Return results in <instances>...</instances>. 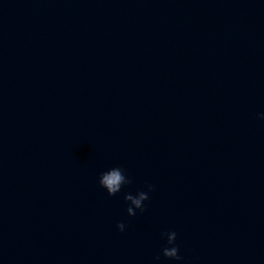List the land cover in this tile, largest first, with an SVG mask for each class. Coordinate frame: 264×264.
I'll list each match as a JSON object with an SVG mask.
<instances>
[{
  "label": "water",
  "instance_id": "water-1",
  "mask_svg": "<svg viewBox=\"0 0 264 264\" xmlns=\"http://www.w3.org/2000/svg\"><path fill=\"white\" fill-rule=\"evenodd\" d=\"M260 114L264 0H0V264H264Z\"/></svg>",
  "mask_w": 264,
  "mask_h": 264
},
{
  "label": "clouds",
  "instance_id": "clouds-1",
  "mask_svg": "<svg viewBox=\"0 0 264 264\" xmlns=\"http://www.w3.org/2000/svg\"><path fill=\"white\" fill-rule=\"evenodd\" d=\"M260 118L264 119V114H260ZM100 185L107 190L109 196H115L121 191L122 186L128 185L131 183V180L125 175V172L120 167H114L106 172L101 173ZM148 191H138L136 195L128 193L125 195L124 199L129 202V207L127 208V214L130 217L136 215V210L139 209L140 212L145 211L144 201L149 199V192L153 190V185H147ZM125 224L120 222L117 224V228L123 232L125 230ZM162 235L167 236V243L171 247L163 248V256L166 258L181 260L182 257L179 255V248L176 246V232L162 233ZM159 260V256L156 257Z\"/></svg>",
  "mask_w": 264,
  "mask_h": 264
}]
</instances>
